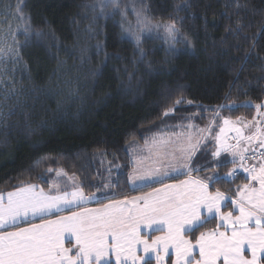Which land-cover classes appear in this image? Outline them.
Masks as SVG:
<instances>
[{"label": "trees", "instance_id": "trees-1", "mask_svg": "<svg viewBox=\"0 0 264 264\" xmlns=\"http://www.w3.org/2000/svg\"><path fill=\"white\" fill-rule=\"evenodd\" d=\"M118 3L100 15L98 0H0V191L45 188L64 172L85 194L97 193L96 158L104 155L118 167L112 188L122 196L131 169L125 148L160 131L157 124L177 130L210 108L220 119H253L254 108L242 104L264 99V0ZM172 22L175 44L163 27ZM213 149L203 147L192 168ZM243 181L212 185L233 197Z\"/></svg>", "mask_w": 264, "mask_h": 264}, {"label": "snow or ice", "instance_id": "snow-or-ice-1", "mask_svg": "<svg viewBox=\"0 0 264 264\" xmlns=\"http://www.w3.org/2000/svg\"><path fill=\"white\" fill-rule=\"evenodd\" d=\"M98 4L100 15L108 9L120 8L118 0H98ZM143 11L136 10L138 23ZM143 26L150 30L147 22ZM163 27L175 44L179 32L175 23ZM184 39L188 41V37ZM136 40L139 42V35ZM188 43L192 46L191 41ZM8 52L19 56L15 49L9 48ZM2 53L4 49H0ZM183 102L181 96L174 101V106ZM173 110L170 108L164 115ZM253 138L248 137L249 140ZM217 142L220 146L211 152V157L219 166L217 158L230 146H225L219 138ZM196 150L197 145L189 138L188 146L179 149V157L172 154L176 164L169 166L174 171L187 169L189 174V179L179 184L164 185L131 199L110 198V202L100 208L71 211L70 215L56 219L48 217L79 208L94 197H86L79 187L68 192L53 185L56 191L52 194L42 188L37 191L33 184L8 192L6 199L0 194V264H113V256L114 264H129V261L131 264H153V260L155 264H264V164L258 171L255 167L245 169L250 172V179L259 183V188L245 184L236 189L233 199L219 188L210 191V184L219 180L230 183L235 168L224 176L214 172L204 179L191 178V171L200 172L210 167L209 164L195 169L189 167ZM232 155L230 162L235 164L237 153ZM243 158L241 154V160ZM159 175H167V172L161 174L157 169L140 173L134 169L128 180L135 184ZM228 202L234 206L233 210L223 211ZM29 216L41 222L19 227V221H27ZM210 219L220 223L208 231H199ZM155 232L164 234L150 235ZM189 237H195V242ZM66 241L69 246H65ZM138 246H142L143 255L137 254ZM170 248L174 250V260ZM245 253H250V257Z\"/></svg>", "mask_w": 264, "mask_h": 264}, {"label": "crops", "instance_id": "crops-1", "mask_svg": "<svg viewBox=\"0 0 264 264\" xmlns=\"http://www.w3.org/2000/svg\"><path fill=\"white\" fill-rule=\"evenodd\" d=\"M207 121L208 120L201 121L202 122V125L200 126L201 127V134H199L198 138H197L198 135L196 137L191 136L190 134H192V133L194 134V132H193V130L188 128V129H180L179 131L170 130V131H165V132H157L155 134L147 135L146 138L143 139L144 140L143 142H131V143L127 144L125 150H126V153H127L128 159H129V163L131 166L129 174H131L133 172L135 167L141 166L142 168L140 170H138L137 172L140 171L142 173V172H144L143 171L144 169H151V167H154V170L158 169L161 174L167 172V175L154 176L153 179H150V182H148L147 180H144V181H137L135 184L130 182L127 178V184H128V188H129V190L127 192L128 194H125L122 196L114 195V193H109L108 195H103V196H99V192L94 193V194H90V195H87L84 193V195L86 197H94V198L88 199L79 208L73 207L71 210H65L62 212L54 213L53 215L49 216L48 218L49 219H56L57 216L70 215L71 211H82L83 209L100 208L103 204L109 203L110 198L112 200H124L126 198L131 199L133 197L143 196L147 193L153 192L154 189L162 188L164 185L179 184L181 181L189 179V174L187 172V169L180 168L178 171H174L173 168L169 166L170 164L175 165L176 161L165 162V165H164V162H162L164 160H162L158 163L157 168H155V165L152 164V162L147 161L148 158H146V157H147V154H151V152L156 147H158L157 144L163 143L166 140L171 142L170 148L177 149V147L179 145L173 141L182 140V148H186L188 146V143H189V138H191V143L197 145V150L194 153L193 158H192V161H193L195 159V157L197 156L198 152L203 147L207 146L208 144L212 145V143L208 139V136L211 133L210 132L211 128L209 127V125L212 124V122H207ZM239 121H241V120H239ZM246 121H251V120H246ZM200 123H198L196 121L195 124H196V126H198V124L200 125ZM234 123H240V122H234ZM244 131H245V134L249 133V132H253V128H250L249 132L247 130H244ZM197 141H199L198 144H197ZM262 142H264L263 138L260 139L259 141L254 142L251 145L249 144L250 142L246 143V142L240 141L239 144L236 147H234V150H232L231 152L228 151L224 154H221V156L217 159L220 161V163L228 164L229 165V167H228L229 171H231L233 168H235L236 169L235 173H238L239 175H242L244 177V175H245L244 172H246L245 169H252L255 167L258 171L259 166L264 164V162H253V163L249 164L248 166H240L241 165V162H240L241 154L243 155V153L245 152L244 151L245 149H247V151H249L255 147L261 146ZM214 145H213V147H214ZM214 150H216V149L214 148L213 151ZM233 152L237 153V155L235 156V159H236L235 164L230 162L233 159V155H232ZM178 154H179V156L181 155L180 151L178 152ZM204 159H205L204 163L202 161V164L203 165L209 164L210 167H206L200 172H197L195 170L191 171V173H190L191 178L204 179L208 176L213 175V173L216 171L215 169H213L211 167L212 164L216 163V161H214L212 159L211 154H210L209 158L205 157ZM106 160L108 162L107 157H106ZM192 161L189 165L190 168H192ZM200 164H201V162H200ZM112 167H113V165H110V168H112ZM115 168H116V166H115ZM116 171H118V168L116 169ZM242 171H244V172H242ZM113 182H114V179H113ZM33 185H35V184H33ZM53 185H57L59 190H61V191H68V192L74 191L77 187L80 188V183L75 176L65 174L64 172H56L55 174L51 175V177L48 180V184L45 188H43L39 185H36L37 186L36 190L39 191V189L42 188V189H44L45 192L51 191L52 194H55L56 189L53 188ZM215 189L216 188H214V186L211 183L210 184V191H215ZM15 190L16 189L11 190V191H0V194H3L5 196V199H6L7 193L15 191ZM232 198L234 199V197H232ZM228 204L230 205L229 209H225L226 207H224L223 211H232L233 210L234 206L230 202ZM235 214H238V213H235ZM210 220H214V222H215V225H214L211 221L210 229L215 228L216 225L218 223H220V221L217 219H210ZM29 222L40 223L41 221L38 218L33 219L31 216H29L27 221H25L24 219H21L19 221V227H28ZM221 230H223V229H221ZM205 231H208V230H205ZM163 234L164 233H162V232H155V233H151L150 235L154 237L156 235H163ZM198 235H199V233L196 234V236H198ZM189 238L192 239L193 242H195V237H189ZM65 246H69L67 241L65 242ZM138 249L139 250H138L137 254L143 255L142 246H138ZM169 252L172 255V259L174 260L175 259L174 250L170 248ZM245 254L250 257V253H245ZM112 260H113V264H114V261H115L114 256L112 257ZM166 260H167V258H166ZM129 264H131L130 261H129ZM153 264H155L154 260H153Z\"/></svg>", "mask_w": 264, "mask_h": 264}, {"label": "rangeland", "instance_id": "rangeland-1", "mask_svg": "<svg viewBox=\"0 0 264 264\" xmlns=\"http://www.w3.org/2000/svg\"><path fill=\"white\" fill-rule=\"evenodd\" d=\"M242 105L250 106V107L254 108L255 113H254V117L251 121H246V120L240 119V118H237L234 121L232 119H228V118L220 119L217 116L218 115L217 113L219 112L220 109L210 108L209 109L210 112H208V113L194 114L191 117L194 119L189 120L190 122H186L184 124H181L179 127H177V131H179L180 129H188L189 128V129L193 130V132H194V134L192 133L190 135L193 137H196L198 135L197 136V138H198L199 134H201V128L196 126L195 122L201 121L200 120L201 117L205 118L206 120L207 119L212 120L214 117H216L217 119H219V124L215 125L214 127H211L212 130H214V129L215 130L211 131V133L208 136L209 141L213 145L215 144L214 145L215 149H217L220 146L217 142V138H219V141L222 142L225 146H230L229 150H228L229 152L234 150V147H236L240 141L246 142V143L250 142L249 144L251 145L254 142L259 141L262 138L264 139V99L261 103H258V104H252L251 102H244ZM257 105H260L261 107L257 108ZM168 114H170V113H168ZM225 120H228L229 123L225 124L224 123ZM239 120H241V121H239ZM234 122H240V123H234ZM159 125L160 124H157L156 127H159V129H161V130L163 128H166V126H161V125L159 126ZM250 128H253V132H249ZM221 129H223V131H221ZM237 129L240 130L239 133L236 131ZM244 130H247L249 133L245 134ZM160 131H158V132H160ZM146 132H152V131L147 130ZM152 134H155V133H152ZM248 137H254V138L249 140ZM143 141L144 140L142 139V141H140V142H143ZM173 142H175L179 145L177 147V149L170 148L171 142L166 140L163 143L157 144L158 147H156L151 152V154H147V157H146V158H148L147 161L152 162V164L155 165V168H157L158 163L162 160H164V161H162V162H164V165H165V162L175 161L173 159L172 154L175 153L176 157L179 156L178 152H179V149L182 148V140L173 141ZM224 153H226V152H221V154H224ZM96 162L98 164L99 180L101 182H103V183L99 184V191H98L99 196L108 195L109 193H114V188H112V185H113L114 174L116 173V169L118 167L116 166V168H115L113 166L112 168H110V165L106 160V157L104 158L102 156H100V158H96ZM211 167L213 169H215L216 170L215 173L217 172L220 176H224L226 173L229 172L228 166H226L223 163H219V166H217V162H216V163L212 164ZM141 168H142L141 166H137V167H135V170L138 171ZM153 170H154V167H151V169H144L143 170L144 172H142V173L152 172ZM242 172H244V171H242ZM244 173H245V175L243 177L244 181L241 184H239L236 187V189L238 187H242L245 184H249L251 186L259 188V183L256 181H252L250 179V172L246 171ZM237 175H239V174L235 173L233 178ZM147 181L150 182V179ZM105 185H107V187H105ZM236 189H235L234 194H233L234 199L236 198Z\"/></svg>", "mask_w": 264, "mask_h": 264}, {"label": "built area", "instance_id": "built-area-1", "mask_svg": "<svg viewBox=\"0 0 264 264\" xmlns=\"http://www.w3.org/2000/svg\"><path fill=\"white\" fill-rule=\"evenodd\" d=\"M243 160H241V164L248 165L250 162H257L264 160V147L252 151L250 154H244Z\"/></svg>", "mask_w": 264, "mask_h": 264}]
</instances>
